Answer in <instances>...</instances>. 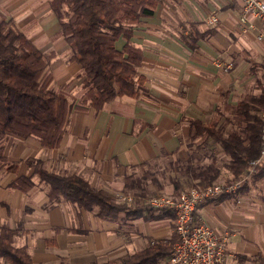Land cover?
I'll use <instances>...</instances> for the list:
<instances>
[{
	"label": "crops",
	"instance_id": "1",
	"mask_svg": "<svg viewBox=\"0 0 264 264\" xmlns=\"http://www.w3.org/2000/svg\"><path fill=\"white\" fill-rule=\"evenodd\" d=\"M156 2L151 16L132 25L131 40L142 52L138 72L143 80L137 95L116 96L99 110L73 109L57 147L14 133L3 140L0 226L17 230L13 244L27 248L32 264L115 260L153 238L167 241L174 233L169 210L155 212L152 220L118 222L63 199L49 205L35 160L47 171L78 174L110 196L138 191L141 165L160 160L186 164L191 158L205 137L192 139L190 121L215 123L225 134L239 132L243 123L236 120L237 104L244 97L259 98L264 90V38L257 37L258 28L243 31L240 0ZM55 5V0H0V12L18 30L42 52L55 53L50 72L57 90L80 65L66 60L68 44L59 34ZM212 14L218 17L216 23L208 21ZM123 44L122 37L115 43L118 49ZM226 63L232 67L223 70ZM72 89L76 99L84 92L79 80ZM206 152L217 166L216 180H233L230 157L219 144H205L195 163H209ZM11 164L16 170L7 168ZM248 174L236 193L196 208L218 234H227L226 264H264V176L251 182ZM20 175L31 177L30 189L12 186ZM148 184L155 194L175 192L172 184ZM0 264L7 262L0 257Z\"/></svg>",
	"mask_w": 264,
	"mask_h": 264
},
{
	"label": "trees",
	"instance_id": "2",
	"mask_svg": "<svg viewBox=\"0 0 264 264\" xmlns=\"http://www.w3.org/2000/svg\"><path fill=\"white\" fill-rule=\"evenodd\" d=\"M55 4L59 34L68 44L66 60L80 65L61 90L51 87L50 62L55 53L42 52L0 12V161H5L2 143L7 133L33 136L41 145L54 148L60 143L73 109L90 107L99 110L116 96H135L139 92L138 85L143 80L138 72L142 52L131 40L132 25L141 17L153 14L156 0H55ZM120 37L124 39V44L118 49L115 43ZM76 80H80L84 88L79 99L68 90ZM262 110L264 90L259 98L244 97L237 104L236 120L243 123L239 132L225 134L215 123L190 121L192 139H205L195 147L186 163L184 175L187 187H203L218 177L211 152H206L211 158L209 163H195L196 154L208 143L219 144L229 155L228 167L233 179L249 173V162L259 156L261 149ZM40 162L35 160V164L39 165L35 173L47 185L49 205L63 199L93 211L99 218L118 222L143 218L144 212L149 211L147 206L118 202L78 174L47 171L40 166ZM7 168L16 170V165L11 164ZM247 176L251 182L264 176V161ZM11 184L28 190L33 181L30 176L20 175ZM179 187V182H173L174 190ZM139 194L135 192V195ZM16 232L7 224L0 226V257L7 264H32L27 248L13 244ZM174 241L175 238L149 242L118 259L88 264H158L169 254ZM58 264L71 263L61 261Z\"/></svg>",
	"mask_w": 264,
	"mask_h": 264
},
{
	"label": "built area",
	"instance_id": "3",
	"mask_svg": "<svg viewBox=\"0 0 264 264\" xmlns=\"http://www.w3.org/2000/svg\"><path fill=\"white\" fill-rule=\"evenodd\" d=\"M241 13L239 22L243 31L257 29V37L264 38V0H240ZM210 23H216L218 17L210 15ZM258 23V26L255 24ZM220 65L219 61H217ZM223 70L232 67V63L221 65ZM260 116L264 120V110ZM264 161V127L261 132V149L259 156L249 162L248 172H252L256 165ZM246 179L242 174L232 181L224 183L214 182L203 187H182L177 196L156 193L148 198L147 203L157 211L169 210L173 213L175 242L169 254L160 264H226L227 234H218L204 218L196 213L199 203L209 199L219 198L238 191ZM134 196L141 195L118 193V202L132 203Z\"/></svg>",
	"mask_w": 264,
	"mask_h": 264
},
{
	"label": "rangeland",
	"instance_id": "4",
	"mask_svg": "<svg viewBox=\"0 0 264 264\" xmlns=\"http://www.w3.org/2000/svg\"><path fill=\"white\" fill-rule=\"evenodd\" d=\"M8 19V18H7ZM80 81V80H79ZM73 85V84H72ZM72 85L70 86V88H68L69 93L72 94L73 93V89H72ZM52 88L55 87L54 84L51 85ZM57 90H61V89H57ZM81 97V96H80ZM79 99V98H77ZM210 149V148H209ZM210 151V150H209ZM200 165V164H198ZM204 165V164H203ZM187 166V164H179V163H173L172 161H157L155 163H151V164H144L141 165L140 167H138V173H139V191H119L120 193H130L133 194L134 192H140L139 195H141V200L138 198V196H134V201L132 202L135 206L138 207H142V206H147V209H149V211H145L144 217L148 220H152L154 218H147V217H154L155 212H161V211H157L155 208L151 207L148 203L147 200L149 197H151L152 195L155 194L154 190L155 189H147V185H149L148 183H154L157 184L160 187H164L166 185L172 184L173 182H179L180 183V187H185L186 184V176L184 175V169ZM251 173V172H250ZM234 180V179H233ZM232 181V180H231ZM214 182H219V183H224V180H214L212 183ZM177 188V190L179 189ZM177 190H175V192H177ZM165 191V192H164ZM119 192H115L112 197L116 199V195ZM154 192V193H153ZM161 194L165 193V194H173L175 195V192H167L165 189H163V191H159ZM167 192V193H166ZM178 193V192H177ZM236 193V192H235ZM234 194V193H232ZM175 197V196H174ZM197 208V207H196ZM164 212V211H163ZM148 214V215H147ZM143 217V218H144ZM205 220V219H204ZM146 220H143V222ZM206 221V220H205ZM207 222V221H206ZM208 223V222H207ZM169 224V222H168ZM209 224V223H208ZM172 225V224H171ZM210 225V224H209ZM211 226V225H210ZM173 228H174V224H173ZM145 236H147L146 234H144ZM172 238H175V234L173 233L170 237V240ZM169 240V238H167ZM145 237H142V245L144 246L145 244ZM161 239H157V238H153L151 239V242H155V241H160ZM228 240V237H227ZM175 242V241H174ZM173 242V243H174ZM227 244V243H226ZM146 245V244H145ZM163 259V258H162ZM161 259V260H162ZM160 260V261H161ZM160 261L158 264H160Z\"/></svg>",
	"mask_w": 264,
	"mask_h": 264
}]
</instances>
